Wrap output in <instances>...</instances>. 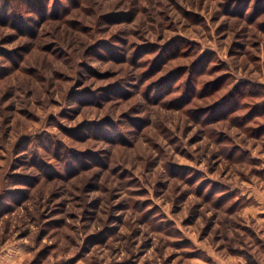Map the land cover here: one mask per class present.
<instances>
[{
    "label": "rangeland",
    "instance_id": "1",
    "mask_svg": "<svg viewBox=\"0 0 264 264\" xmlns=\"http://www.w3.org/2000/svg\"><path fill=\"white\" fill-rule=\"evenodd\" d=\"M0 189V264H264V0H0Z\"/></svg>",
    "mask_w": 264,
    "mask_h": 264
},
{
    "label": "crops",
    "instance_id": "2",
    "mask_svg": "<svg viewBox=\"0 0 264 264\" xmlns=\"http://www.w3.org/2000/svg\"><path fill=\"white\" fill-rule=\"evenodd\" d=\"M259 205V204H258ZM258 205H256V204H251V205H249L248 207H250V208H255L256 206H258Z\"/></svg>",
    "mask_w": 264,
    "mask_h": 264
},
{
    "label": "clouds",
    "instance_id": "3",
    "mask_svg": "<svg viewBox=\"0 0 264 264\" xmlns=\"http://www.w3.org/2000/svg\"><path fill=\"white\" fill-rule=\"evenodd\" d=\"M3 192V189H0V193H2Z\"/></svg>",
    "mask_w": 264,
    "mask_h": 264
}]
</instances>
